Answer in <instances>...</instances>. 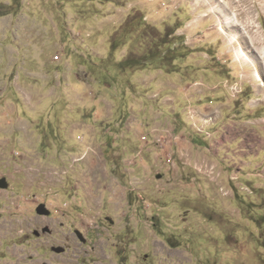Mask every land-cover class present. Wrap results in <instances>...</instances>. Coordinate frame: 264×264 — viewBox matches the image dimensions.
<instances>
[{
    "label": "rangeland",
    "instance_id": "374dc122",
    "mask_svg": "<svg viewBox=\"0 0 264 264\" xmlns=\"http://www.w3.org/2000/svg\"><path fill=\"white\" fill-rule=\"evenodd\" d=\"M1 2L0 264H264V0Z\"/></svg>",
    "mask_w": 264,
    "mask_h": 264
},
{
    "label": "flooded vegetation",
    "instance_id": "af4514ba",
    "mask_svg": "<svg viewBox=\"0 0 264 264\" xmlns=\"http://www.w3.org/2000/svg\"><path fill=\"white\" fill-rule=\"evenodd\" d=\"M1 179H6L5 177H1ZM7 180V179H6ZM8 183V180H7ZM41 205H45V208H43L42 210L44 211H49V214L47 215H40L38 213V209ZM34 208L30 209L31 212L34 214L33 217L28 218V219H24V225L26 224V228L24 226H19L15 229H13V231L9 232L7 231L6 237L4 238L5 240H10V241H18L17 243L8 246L7 248V254L9 258L12 259H17V257H15L13 254L14 250H16L17 248H20L21 246H26L27 244L29 245H36L37 242H39L40 240L44 239L45 236H48V239L50 241V243H53V239L56 240V236L60 235V232L53 230V219L56 218V216H54L53 210L51 208H49V206L47 205L46 202H40L38 204H33ZM31 213V214H32ZM48 219V221H42L40 219ZM77 217L72 215V225H71V231L69 233V236L65 238L67 243L73 242V241H78L80 244L82 245H87L88 246V242L87 240H89V233H85L84 228L81 227L80 229H78V223L79 221H76ZM70 222V221H69ZM62 228L65 224V222H61L60 223ZM46 250H48L50 252V254L56 253L57 255H63L65 254L67 251L70 250V246H68V248L65 249L64 252L62 253H57V247H53V245H49L45 247ZM62 248V247H60ZM93 250V249H92ZM11 251V252H10ZM26 254V256H25ZM20 256H24L23 260H20L18 262V264H49L47 263L48 259H40V256L38 257L37 255H32L29 253H21ZM126 258L127 256L124 255V253H120L118 255V258Z\"/></svg>",
    "mask_w": 264,
    "mask_h": 264
},
{
    "label": "water",
    "instance_id": "95a60500",
    "mask_svg": "<svg viewBox=\"0 0 264 264\" xmlns=\"http://www.w3.org/2000/svg\"><path fill=\"white\" fill-rule=\"evenodd\" d=\"M8 188H9V183H7V180L6 179H1L0 180V189L7 190ZM43 208H45V205H41L39 207L38 213L40 215H47V214H49V211H44V210H42ZM64 251H65L64 248H57V250H56L57 253H62Z\"/></svg>",
    "mask_w": 264,
    "mask_h": 264
},
{
    "label": "crops",
    "instance_id": "0c3cea01",
    "mask_svg": "<svg viewBox=\"0 0 264 264\" xmlns=\"http://www.w3.org/2000/svg\"><path fill=\"white\" fill-rule=\"evenodd\" d=\"M1 1H2V0H1ZM1 1H0V4H1V3H5V2H1ZM25 247H26V246H25ZM25 247L16 248V251H15V253L13 254L15 257H17V259H15V260H16L15 263L5 262V263H3V264H18V262H19L20 260H23V258H24V256H20V254H21V253H26V252H27V249H26ZM30 254L35 255L34 253H30ZM25 256H26V254H25Z\"/></svg>",
    "mask_w": 264,
    "mask_h": 264
},
{
    "label": "trees",
    "instance_id": "16d2710c",
    "mask_svg": "<svg viewBox=\"0 0 264 264\" xmlns=\"http://www.w3.org/2000/svg\"><path fill=\"white\" fill-rule=\"evenodd\" d=\"M129 59H131V60H133V59H136V56H133L132 58L131 57H129ZM127 60V59H126ZM134 63H137V62H135V61H132V65H131V67H130V69H132V67H134L133 65H134ZM144 64V63H143Z\"/></svg>",
    "mask_w": 264,
    "mask_h": 264
},
{
    "label": "bare ground",
    "instance_id": "6f19581e",
    "mask_svg": "<svg viewBox=\"0 0 264 264\" xmlns=\"http://www.w3.org/2000/svg\"><path fill=\"white\" fill-rule=\"evenodd\" d=\"M246 59H247L248 61H250V60H249V57H248V58L246 57ZM257 75H258V74H257ZM258 77H259V75H258Z\"/></svg>",
    "mask_w": 264,
    "mask_h": 264
}]
</instances>
